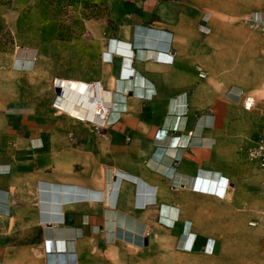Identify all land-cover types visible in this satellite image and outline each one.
I'll use <instances>...</instances> for the list:
<instances>
[{
    "label": "crops",
    "instance_id": "1",
    "mask_svg": "<svg viewBox=\"0 0 264 264\" xmlns=\"http://www.w3.org/2000/svg\"><path fill=\"white\" fill-rule=\"evenodd\" d=\"M263 5L115 0L98 80L62 79L100 83L105 124L54 106L36 48L0 63V264L165 263L205 251L226 264L246 241L255 247L242 263L258 264L264 170L245 149L264 137V61L245 65L234 24L246 11L261 21ZM234 84L262 98L243 104L237 87L225 97Z\"/></svg>",
    "mask_w": 264,
    "mask_h": 264
},
{
    "label": "rangeland",
    "instance_id": "2",
    "mask_svg": "<svg viewBox=\"0 0 264 264\" xmlns=\"http://www.w3.org/2000/svg\"><path fill=\"white\" fill-rule=\"evenodd\" d=\"M114 1L0 0V63L9 65L19 47H34L38 50L37 61L51 66L53 75L50 82L55 95L60 91L58 79L85 76L90 82L97 81L99 72L103 71L104 64L107 63L104 53L109 49V31L115 20ZM256 10L260 13L264 10V5ZM254 13L246 11L241 21L234 24L244 31V38H239L236 44L241 46L243 41L245 47L244 59L242 55L234 56L239 62L243 59L246 66L256 59H260L262 63L264 61V16L261 17L262 21H258ZM258 50L259 54L255 52ZM21 82L26 81L22 78ZM234 87L241 89L240 99L243 104L248 95H254L257 100L262 98L258 91L252 90L253 86L238 84L229 86L224 91L225 97L229 98L228 92ZM40 88L43 90L44 86ZM28 89L26 86L22 91ZM54 106L56 107V101ZM95 120L100 121L99 116ZM245 210L252 212L251 209ZM261 219H264V212L261 213ZM235 247L236 251L240 249L242 262L244 253L251 252L255 246L251 241H246ZM205 253V257L182 255L174 261H150L149 264H224V260H217L220 258L219 254L213 251ZM224 256H227L226 264H236L235 254L227 253ZM256 260L258 264H264V258ZM245 263L252 264V260L246 258L242 264Z\"/></svg>",
    "mask_w": 264,
    "mask_h": 264
},
{
    "label": "bare ground",
    "instance_id": "3",
    "mask_svg": "<svg viewBox=\"0 0 264 264\" xmlns=\"http://www.w3.org/2000/svg\"><path fill=\"white\" fill-rule=\"evenodd\" d=\"M259 13H256L258 15ZM262 19V18H261ZM260 19V20H261ZM259 21V20H258ZM262 21V20H261ZM262 24V23H261ZM264 25V24H263ZM121 46L128 47L127 44H120ZM57 85L60 88L59 98L56 101L57 108L62 111H68L70 114L84 117L91 120H95L96 116H99L100 123L105 124V116L110 113L107 100L105 98V90L100 85V83H88L78 80H57ZM107 122V121H106ZM99 127V126H98ZM106 188V187H105ZM106 191V190H105ZM188 226V225H187ZM186 234V233H185ZM185 235L184 240H181L180 245L183 250H191L194 237V233ZM195 242V241H194ZM240 249L236 253L237 264H242L241 262ZM234 264V263H233Z\"/></svg>",
    "mask_w": 264,
    "mask_h": 264
},
{
    "label": "built area",
    "instance_id": "4",
    "mask_svg": "<svg viewBox=\"0 0 264 264\" xmlns=\"http://www.w3.org/2000/svg\"><path fill=\"white\" fill-rule=\"evenodd\" d=\"M249 97L248 95L247 99ZM253 107L254 103L249 105L247 101H245V108L247 110H252ZM245 153L250 162L258 165L260 169L264 170V137L255 140L251 146L245 149Z\"/></svg>",
    "mask_w": 264,
    "mask_h": 264
}]
</instances>
